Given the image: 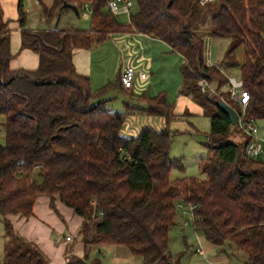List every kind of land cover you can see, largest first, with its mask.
Returning a JSON list of instances; mask_svg holds the SVG:
<instances>
[{
	"label": "trees",
	"instance_id": "1",
	"mask_svg": "<svg viewBox=\"0 0 264 264\" xmlns=\"http://www.w3.org/2000/svg\"><path fill=\"white\" fill-rule=\"evenodd\" d=\"M106 1L53 0L50 8L42 7L46 28L31 31L24 29L23 0H16L20 50L38 57L31 70L10 68L12 21L4 17L0 0V115L5 118L0 214L31 217L39 196L49 199L52 210L55 200L71 209L83 221L79 238L84 254L66 256L64 264H90L93 248L116 246L142 264H178L168 251V234L177 205L191 204L196 206L193 227L207 243L240 252L243 264H264V160L246 157L250 138L237 126L235 132L245 140L226 139L235 127L216 102L224 101L238 114L240 109L229 98L228 76L204 65L206 38L193 30L197 0L187 7L182 0H133L136 10L128 24L118 22ZM63 4L78 13L88 8V30L54 27ZM130 33L158 39L183 59L178 94L199 106L210 123L207 154L198 164L202 180L170 179L172 169L182 170V164L169 157L174 136L169 127L186 120L188 111L175 113L163 92L149 97L133 93L134 85L124 90L117 72L112 88L133 104L123 102L125 111L113 112L101 100L109 84L93 90L89 76L73 64L74 50H90L112 35ZM208 35L232 40L219 66L239 70L242 89L249 93L244 119L264 120V0H220ZM240 47L241 64L234 58ZM203 82L219 95L202 92ZM135 113L162 117L166 127L120 135L125 118ZM6 227L2 264H49L35 244L14 233L10 223Z\"/></svg>",
	"mask_w": 264,
	"mask_h": 264
},
{
	"label": "rangeland",
	"instance_id": "2",
	"mask_svg": "<svg viewBox=\"0 0 264 264\" xmlns=\"http://www.w3.org/2000/svg\"><path fill=\"white\" fill-rule=\"evenodd\" d=\"M10 11L13 10V0H5ZM38 1V0H37ZM50 0H43L44 4L48 6ZM191 0H182V5L187 7ZM25 11L28 13L26 27L29 29H43L46 28L40 22V17L43 15L42 6H35L34 0H23ZM220 0L207 4L204 7H196L195 12V27L194 32L205 38H210V54L212 65L219 67V69L228 76L233 78L235 82H240L238 68L230 71H225L220 68V62L226 58L228 51L232 47V40L225 38H213L208 35L211 27V19L218 12ZM16 6V1H15ZM48 8V7H47ZM135 8L132 12H135ZM87 15V18L84 16ZM89 11L83 10L78 18L71 10L64 13L59 19V28L65 24L88 30ZM121 24H128L129 17L126 15H118L116 17ZM15 30L12 31V33ZM11 33V34H12ZM145 40L144 38L140 39ZM146 41V40H145ZM114 43L112 46L110 43ZM127 42H119L115 39H107L97 46L92 47L91 59V73L89 76L91 87L93 90L100 89L109 84L107 90L101 100H107V106L113 112H124L123 102L131 104L133 100L127 99L125 94L121 91L112 88L115 85L119 65L123 57L130 54L132 56H143L148 52L145 60H151L150 71L146 72L148 80L145 85H138L133 89V93L141 90L149 97H153L159 93H165L166 99L175 108L179 96L181 86L180 67L183 60L180 55L170 52L169 47L163 42L153 41L154 48L150 51L144 49L134 40ZM133 48V49H132ZM18 49L14 50V59L18 58ZM235 60L241 64L244 60V49L238 48L234 54ZM150 73V74H149ZM102 76V77H101ZM207 89L211 95H219L214 86L207 84ZM140 88V89H139ZM139 89V90H138ZM229 91V90H228ZM135 105V104H134ZM190 116L186 120L173 122L170 125V130L174 132L172 144L169 150V157L171 159H178L182 164V170L174 168L171 171L170 179L172 181L182 178H197L204 179V176L199 173L198 164L207 154L206 137L210 132L209 119L202 113L190 111ZM181 114V113H179ZM143 127H151L155 130H161L166 127L165 121L162 117L147 116L145 114L135 113L127 116L122 124L119 134L125 137H134ZM235 128L231 129L230 134L226 137L228 141L236 144L245 140V135L240 132L236 133ZM255 127L258 133V138L262 145H264V120L255 121ZM5 144V118L0 115V145ZM261 159L264 160V157ZM175 224L169 230V244L168 251L173 258L179 260L178 264H213V262H220L222 264H243L244 258L240 252L231 250L227 245L224 247H215L206 242L202 233L193 227L194 221L188 226L183 225V220L180 216V211L176 212ZM8 216L3 217L0 214V264H2L3 254L7 246V223L9 224ZM58 221L61 223L60 219ZM70 238L71 235L66 233ZM197 238L199 242L197 241ZM80 240V238H79ZM198 243L203 245L205 257H200L196 254L195 248ZM218 251V252H216ZM214 255L216 259H212ZM88 263L95 264H142L139 257L129 256L125 257L119 252H115L113 247L93 248L89 253Z\"/></svg>",
	"mask_w": 264,
	"mask_h": 264
},
{
	"label": "crops",
	"instance_id": "3",
	"mask_svg": "<svg viewBox=\"0 0 264 264\" xmlns=\"http://www.w3.org/2000/svg\"><path fill=\"white\" fill-rule=\"evenodd\" d=\"M15 1L16 0H13V10L10 11L7 2L5 0H1V7L3 10L4 17L12 21L11 30L12 31L15 30V32L13 33L11 31L12 34H10L11 52L12 54H14V50L18 49L19 51L17 55L18 56L17 60L16 58L14 59L13 57V59L10 61V68L11 69L22 68V69L32 70L35 69L38 65V57L36 54L32 53L29 50H20V44H21L20 31L19 29L16 28L17 25L15 24V21L17 20ZM34 4L36 7L42 6L44 8L47 7L50 8L53 4V0L49 1L48 6L44 4L43 0H39V1L34 0ZM22 6L24 9L23 3ZM85 10H88V8H85ZM78 14H79L78 16L79 18L80 13ZM25 15L27 19L28 13L26 11H25ZM84 18H87V15L84 16ZM40 22L43 25H45L43 15L40 17ZM68 27L71 26L65 24V26L62 27V29ZM24 29H28L31 31L38 30V29H29L26 27V24ZM115 38L119 42H124V41L127 42L126 46L129 44L130 40H134L144 49L145 52L148 50L150 51V49L154 48L155 45L152 44L153 41L162 42L158 39L143 36L138 33H130L127 35H112L109 39H115ZM141 38H144L146 41L145 40L141 41L140 40ZM110 44L112 46H115V44L112 42ZM92 53H93L92 49L73 51V57H72L73 64L79 73L90 75ZM147 55L148 52H146L141 57L132 56L130 52L128 56L122 58L118 72H120V69L124 66L133 67L139 72L138 75L143 72H147V71L149 72L151 60H147V61L145 60ZM138 75L134 84V88H136L138 85L141 88V86L145 85L148 80V75L145 79H140ZM138 92H141V90L136 91V93ZM176 105L179 106L178 108H175V113L177 114L183 113L184 111H188L187 107H189L190 111L193 112L197 111L201 113L202 111L201 108L197 106L195 103H193V101L188 97L181 96L178 99ZM188 113L190 112L188 111ZM54 207L55 210H52L49 207V199L47 197L39 196L35 200L33 206V215L31 217L24 218L19 215L9 214L8 219L12 226L13 232L18 234L23 239L35 244L48 258L49 264H64L66 261V256L73 255L80 258L84 254L83 245L79 240V231L83 221L80 217L74 215L72 210L65 207L59 200L54 201ZM58 219H60L61 223L58 221ZM66 233L71 235V238ZM113 249L115 252H119V254H122L126 258L131 256L125 248L116 246L113 247ZM216 258L217 256L214 255L212 259H216Z\"/></svg>",
	"mask_w": 264,
	"mask_h": 264
},
{
	"label": "built area",
	"instance_id": "4",
	"mask_svg": "<svg viewBox=\"0 0 264 264\" xmlns=\"http://www.w3.org/2000/svg\"><path fill=\"white\" fill-rule=\"evenodd\" d=\"M216 0H197V5L199 7H204L207 4L213 3ZM107 8L112 15H126L130 17L132 14V10L134 9L133 0H107L106 1ZM210 38H206L203 45V60L204 65L207 68L213 67L211 62V54H210ZM138 71L131 66H124L120 70V83L124 90H130L135 84ZM140 79H145L147 77L146 72L140 73L138 75ZM229 82V98L230 100L237 105L240 109V114L238 115V125L237 127L245 133L250 141L245 148V155L250 159H257L259 157H264V145L261 144L257 130L255 127L254 121L251 119H244L245 109L249 102V93L242 89V85L240 82H235L233 78H228ZM207 84L204 82L201 84V91L205 92L209 90L207 89ZM181 219L183 220V225L188 226L191 222L195 220V210L196 206L191 204H181L177 205ZM197 241L199 242L198 238ZM195 252L200 257H205V252L203 245L198 243L195 248ZM213 264H222L220 262H213Z\"/></svg>",
	"mask_w": 264,
	"mask_h": 264
},
{
	"label": "water",
	"instance_id": "5",
	"mask_svg": "<svg viewBox=\"0 0 264 264\" xmlns=\"http://www.w3.org/2000/svg\"><path fill=\"white\" fill-rule=\"evenodd\" d=\"M64 8L71 10L73 13H75V15L77 17L79 16L78 11H77L75 6L63 4L62 7L58 11L57 17L55 19L54 27H57V25L59 23L60 16H61V12ZM216 106L223 114H225L228 117L229 123L231 126H237L238 125V115L232 107L227 105L222 100L216 102Z\"/></svg>",
	"mask_w": 264,
	"mask_h": 264
}]
</instances>
